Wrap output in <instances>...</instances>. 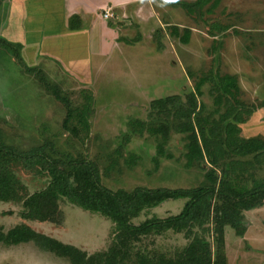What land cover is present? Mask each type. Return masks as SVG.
Returning a JSON list of instances; mask_svg holds the SVG:
<instances>
[{
    "label": "rangeland",
    "instance_id": "obj_1",
    "mask_svg": "<svg viewBox=\"0 0 264 264\" xmlns=\"http://www.w3.org/2000/svg\"><path fill=\"white\" fill-rule=\"evenodd\" d=\"M150 1L154 22L137 28L132 25L121 36L122 42L126 41L124 54L103 59L95 82L87 85L54 60L36 57L37 38L31 41L34 44L23 40L18 27H13L10 8L1 4L0 133L5 143L20 151L44 146L50 155L85 158L98 166L105 187L133 191L194 189L206 181L207 169L187 166L191 125L199 137L201 129L210 135L214 121L222 125L223 132L225 123L220 120L230 115L227 122L238 126L240 137L264 139V0H209L193 14L168 0ZM187 31L188 41L183 42ZM1 39L21 44L22 49ZM225 75L237 79L235 98L221 88L220 77ZM48 83L59 87L74 107H83L87 95L93 97L89 132L74 136L64 128L68 108L47 88ZM200 84L201 94L197 90ZM169 97L176 99L164 110L152 108L153 101ZM242 161L260 167L264 155ZM222 165L217 168L219 176ZM13 169L29 195L50 184L41 167L27 169L14 164ZM259 176L264 181V171ZM186 203L187 199L165 201L146 209L132 223L179 215ZM60 207L64 222L58 225L24 220L22 202L0 203V232L27 224L84 251L89 257L87 264H137L140 257L162 264L163 259L178 260L192 241L185 233L166 231L124 247L111 219L66 199ZM8 211L12 213L3 215ZM244 216L246 233L238 236L226 226L223 247L218 244L214 209L205 225L193 229L195 236L209 242L213 261L221 253L227 264H264V205L245 211ZM0 264L74 263L30 242L15 246L0 243Z\"/></svg>",
    "mask_w": 264,
    "mask_h": 264
},
{
    "label": "trees",
    "instance_id": "obj_2",
    "mask_svg": "<svg viewBox=\"0 0 264 264\" xmlns=\"http://www.w3.org/2000/svg\"><path fill=\"white\" fill-rule=\"evenodd\" d=\"M168 2L193 14L207 5L209 0H197L193 3L170 0ZM1 4L6 6L7 0H0ZM7 7H9L8 4ZM79 24L80 18L72 17L71 29L78 28ZM174 32L177 35V27ZM1 40L11 47L16 45L19 50L22 49L21 44ZM182 41H188V31ZM204 81H201V84ZM220 81L223 91L235 98V92L238 90L237 79L225 75L220 77ZM201 84L197 85L200 94ZM47 88L68 108L64 128L74 136H79L81 132H89L90 120L94 112L93 97L87 95V102L83 107H74L69 97L62 95L59 87L48 83ZM175 99L176 97H169L153 101L152 108L164 110ZM229 116L220 120L225 123L223 132L220 131L222 125L217 124V121L213 122L210 135L201 129L199 137L192 125L188 129L193 134L189 136L187 145V166L199 165L208 170L206 181L194 189L138 188L133 191H113L102 184L100 171L94 162L85 158H61L50 155L44 146L20 151L7 145L0 133V203L22 202L24 210L21 217L24 220L59 225L64 222V212L60 203L66 199L82 209L111 219L116 224L120 245L124 247L133 242H141L142 238L148 235H161L166 231L185 233L188 239H192L188 247L180 253L178 260L163 259L162 264H227L224 252V257L219 253L217 260L213 261L209 242L195 236L193 229L196 226L205 225L212 218V209H214L216 222L219 224L218 244L223 247L225 227L230 226L238 236H243L247 231L244 212L264 205V181L259 176L260 172L264 171V161L259 165L260 167L255 165V162L242 161V158L254 156L257 159L263 156L264 139L240 137L238 126L227 122ZM221 162H223V169L219 176L217 168L220 167ZM14 164H22L27 169L41 167L50 177L49 186L41 192L29 195L14 172ZM249 181L252 182L250 187ZM179 199H187L179 215L147 220L139 225L132 223V220L139 217L146 209L168 200ZM11 213V211L4 212L3 215ZM30 242H35L45 251L68 258L74 264H87L89 261L84 251L40 234L24 223L16 225L6 233L0 232V243L7 246ZM111 253L112 247L109 251V254ZM137 264L152 263H148L145 257H140Z\"/></svg>",
    "mask_w": 264,
    "mask_h": 264
},
{
    "label": "crops",
    "instance_id": "obj_3",
    "mask_svg": "<svg viewBox=\"0 0 264 264\" xmlns=\"http://www.w3.org/2000/svg\"><path fill=\"white\" fill-rule=\"evenodd\" d=\"M7 4L20 37L29 44L37 38L36 57L54 60L85 85L95 82L103 59L124 54L126 41L121 36L132 25L148 26L155 16L150 0H7ZM107 11L109 19L104 18ZM74 16L80 24L71 29Z\"/></svg>",
    "mask_w": 264,
    "mask_h": 264
},
{
    "label": "built area",
    "instance_id": "obj_4",
    "mask_svg": "<svg viewBox=\"0 0 264 264\" xmlns=\"http://www.w3.org/2000/svg\"><path fill=\"white\" fill-rule=\"evenodd\" d=\"M111 17H112V15L110 14L109 11H107V12L104 14V18H106V19H109V18H111Z\"/></svg>",
    "mask_w": 264,
    "mask_h": 264
}]
</instances>
